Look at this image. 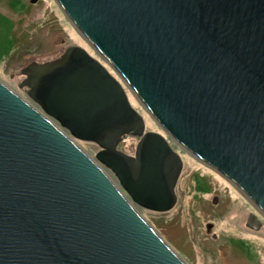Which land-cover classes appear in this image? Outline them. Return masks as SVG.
<instances>
[{"label": "water", "instance_id": "1", "mask_svg": "<svg viewBox=\"0 0 264 264\" xmlns=\"http://www.w3.org/2000/svg\"><path fill=\"white\" fill-rule=\"evenodd\" d=\"M55 1L113 73L71 45L20 69L27 99L0 81V264H186L135 207L176 203L168 138L264 216V0Z\"/></svg>", "mask_w": 264, "mask_h": 264}, {"label": "rangeland", "instance_id": "2", "mask_svg": "<svg viewBox=\"0 0 264 264\" xmlns=\"http://www.w3.org/2000/svg\"><path fill=\"white\" fill-rule=\"evenodd\" d=\"M11 1L0 0V15L11 20L0 18V81L20 96L27 99L25 88L19 87L24 77L20 69L31 61L55 59L71 45L85 48L99 60L55 0H16L15 5ZM10 46L8 53H2ZM128 95L143 115L146 129L162 132L132 93ZM137 140L125 136L118 148L133 154ZM75 141L92 158L99 150L93 142ZM178 148L183 168L175 186V205L165 212L135 205L136 209L186 264H264V216L229 181ZM250 213L262 222L257 230L246 225ZM239 241L249 250L242 249Z\"/></svg>", "mask_w": 264, "mask_h": 264}, {"label": "trees", "instance_id": "3", "mask_svg": "<svg viewBox=\"0 0 264 264\" xmlns=\"http://www.w3.org/2000/svg\"><path fill=\"white\" fill-rule=\"evenodd\" d=\"M15 2H16V0H12L11 1V4H14L15 5ZM13 5V6H14ZM0 18H2L1 20L3 21V22H7V23H10L11 21L6 17V16H3V15H0ZM13 26V25H12ZM12 26L10 27V29L8 30V33L10 34V32H11V29H12ZM0 27H1V24H0ZM12 48V46H10V48H8L5 52H2V53H8V51L10 50ZM173 145H174V143H173ZM175 146V145H174ZM176 147V146H175ZM178 148V147H177ZM176 148V149H177ZM179 149V148H178ZM240 242V247L242 248V249H248L249 247L247 246V245H244V243L243 242H241V241H239ZM249 250V249H248Z\"/></svg>", "mask_w": 264, "mask_h": 264}, {"label": "bare ground", "instance_id": "4", "mask_svg": "<svg viewBox=\"0 0 264 264\" xmlns=\"http://www.w3.org/2000/svg\"><path fill=\"white\" fill-rule=\"evenodd\" d=\"M56 2V1H55ZM65 14V13H64ZM68 18V17H67ZM69 19V18H68ZM70 21V20H69ZM71 22V21H70ZM71 24H72V22H71ZM73 25V24H72ZM74 26V25H73ZM75 27V26H74ZM76 28V27H75ZM78 31V30H77ZM79 32V31H78ZM80 33V32H79ZM81 34V33H80ZM82 36V35H81ZM83 37V36H82ZM83 39H84V37H83ZM85 40V39H84ZM111 69V68H110ZM112 70V69H111ZM173 143V142H172ZM174 145L176 146V147H179L178 145H176L175 143H174ZM180 148V147H179ZM181 150V149H180ZM184 153H186L188 156H191L189 153H187V152H185L184 151ZM217 174H219L220 176H222L224 179H226L227 181H229L227 178H225L222 174H220V173H217ZM230 182V181H229ZM231 183V182H230ZM232 184V183H231ZM233 185V184H232ZM236 189H237V191L238 192H240V194H242L245 198H247L251 203H252V205H253V207L256 209V211H258V213L259 214H261V215H263V213L258 209V207H257V205L254 203V202H252L248 197H246L235 185H233ZM248 227V226H247ZM250 228V227H249ZM250 229H252V228H250Z\"/></svg>", "mask_w": 264, "mask_h": 264}, {"label": "flooded vegetation", "instance_id": "5", "mask_svg": "<svg viewBox=\"0 0 264 264\" xmlns=\"http://www.w3.org/2000/svg\"><path fill=\"white\" fill-rule=\"evenodd\" d=\"M99 60L103 63V64H105L100 58H99ZM106 65V64H105ZM128 97H129V95H128ZM129 100H130V98H129ZM173 145V144H172ZM173 147H174V149L177 151V149H176V147L173 145ZM179 152V151H178Z\"/></svg>", "mask_w": 264, "mask_h": 264}, {"label": "crops", "instance_id": "6", "mask_svg": "<svg viewBox=\"0 0 264 264\" xmlns=\"http://www.w3.org/2000/svg\"><path fill=\"white\" fill-rule=\"evenodd\" d=\"M9 19V18H8ZM10 20V19H9ZM11 21V20H10Z\"/></svg>", "mask_w": 264, "mask_h": 264}]
</instances>
